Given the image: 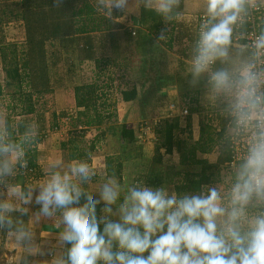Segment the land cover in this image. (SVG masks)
Masks as SVG:
<instances>
[{
  "label": "clouds",
  "instance_id": "clouds-1",
  "mask_svg": "<svg viewBox=\"0 0 264 264\" xmlns=\"http://www.w3.org/2000/svg\"><path fill=\"white\" fill-rule=\"evenodd\" d=\"M128 3L129 0H99L98 6L107 18H113V9L122 14ZM174 3L175 0H155L153 8L167 17ZM243 11L244 0H207V20L192 61L194 76L205 72L217 59L227 57L233 26ZM254 47L256 55L264 54V31L256 37ZM231 80L225 70L211 76L217 90L232 86ZM237 83L240 92L233 111L243 126L250 123V114L264 116V93L258 91L261 76L251 66ZM255 128L227 206L221 203L215 188L199 195H177L164 187L154 190L137 184L124 195L118 218L111 219L112 206L120 197L115 181L100 186L99 199L82 203L86 193L83 184L91 181L88 165L76 162L69 172H53L40 185L34 202L39 205L37 219L55 217L60 229L58 239L67 255L57 264H264V212L243 226L248 205H264V128L260 124ZM7 151V146L0 147V152ZM22 155V151L16 152L17 159ZM10 172L8 163H0V176ZM9 191L19 203L0 202V226L7 223L11 228L6 214L28 213L25 205L33 202V190L12 185ZM101 201L106 215L98 220L96 207ZM14 234L20 240L28 237L24 228H16Z\"/></svg>",
  "mask_w": 264,
  "mask_h": 264
},
{
  "label": "trees",
  "instance_id": "trees-1",
  "mask_svg": "<svg viewBox=\"0 0 264 264\" xmlns=\"http://www.w3.org/2000/svg\"><path fill=\"white\" fill-rule=\"evenodd\" d=\"M12 1L15 4L18 3L20 8L18 13L13 14L15 18L6 19L5 11L1 12L2 16H0V68L4 74L3 82L0 83V117L4 119V130L8 135V141L6 144L0 143V147L11 148L13 145L20 144L19 147L23 150V159L16 165L18 174L9 179L11 186L22 185L24 181L43 176L35 163L34 155L36 144L45 136L43 126L46 113H51V130L58 132L66 129V139L60 142V150L64 158L75 163L82 162L88 166L94 155L106 143L105 127L114 124L117 116V100L111 98L112 89L117 85L113 84V76L108 70L110 75L107 77L108 81H101L102 76L99 75L104 68L113 67L115 60L109 57H95L88 44L91 33L97 29L88 27L87 20L97 10L103 11L98 6L99 0ZM260 15L261 33L264 31V11ZM159 19L160 15L156 11L145 7L140 9V24L149 34L158 31L155 21ZM10 25H15L16 30L7 32V27ZM245 27V24H242L239 29L234 28L230 42L238 34V39L245 46L243 38ZM51 42H58L61 49L77 45L75 49L78 67L84 71L85 63L86 68H90L91 74L93 73L95 77L89 84H81L72 89L76 115L67 123L62 119L61 124L54 111L47 106L48 103L43 101L44 96L52 94L53 91L49 70L56 62H49L46 50V45ZM123 74L126 80L128 78L126 71H123ZM120 94L122 101H131L136 97L135 87L131 86L128 90L122 89ZM197 104L194 107H190L189 103L186 104L190 114L184 117V126L181 125L182 118L176 117L164 119L155 128L154 142L158 153V158L155 159H159L158 163L162 165L161 157L163 156L159 151L164 149V155H177V163L160 166L161 169L155 166L150 169L145 168L144 172L138 174L130 185L143 184L153 189L172 187L177 195H199L201 191L215 188L222 199H227L229 185L223 184L222 171L225 169L229 172L231 182L234 184L242 164L228 166L231 159L230 135H226V131L230 110L228 111L224 106L221 110L200 115L198 138L193 140L190 116L193 113L200 114V110L196 108ZM18 118L22 120L19 121L20 124L24 125L31 122L33 118L40 122L38 132L33 138H28V134H25L27 138L22 140L15 138L18 131ZM92 128L97 131V134L86 141V134ZM218 129H221L220 134L216 133ZM114 134L123 141V144L121 143L120 149L114 153V156L105 157L104 179L122 177L125 164L136 160L134 149L129 148V144L135 142L133 132L122 125L115 130ZM30 137H32L31 134ZM217 146H220L219 154L216 161L211 163L207 156ZM84 189L86 193L81 202L93 200L92 193ZM103 207L104 204H98L96 207L98 220L106 215ZM112 208L116 210L114 206ZM260 213H262L261 206L251 202L246 209V222L248 223L249 219ZM109 218L113 219L112 214H109ZM100 227L102 230L103 225L101 224ZM66 255V248H64L63 258L66 259Z\"/></svg>",
  "mask_w": 264,
  "mask_h": 264
},
{
  "label": "crops",
  "instance_id": "crops-1",
  "mask_svg": "<svg viewBox=\"0 0 264 264\" xmlns=\"http://www.w3.org/2000/svg\"><path fill=\"white\" fill-rule=\"evenodd\" d=\"M154 3L155 0H129L128 7L122 14L118 10L113 9V18L110 19L114 21L115 25H117L116 27L106 29L104 26H101L99 27L100 29L98 28L96 32L90 35L91 40L88 44L91 46V51L95 57H112L115 60L113 56H110V53L113 55L122 53L123 60L130 62L131 58V62H136L134 63L136 64L135 67L141 70V74L144 77L142 78L143 81L140 84V89L137 87L138 84H136V99L119 102L118 110L122 108L125 112L127 108L129 110L131 109V105H133L138 107L137 110H147V112L155 116L154 120H156L159 119V116L162 118L165 114L164 109L162 110L164 105L160 106L164 98L178 100L181 97L184 100L185 96L194 98L192 96L196 94H204L210 96L211 101L215 99L220 104L221 99L217 95L226 90H217L212 86V74L219 70H225L230 74L232 78L231 82L237 81L243 75L245 69L252 63L254 58L253 53L243 45L242 41L233 38L227 46V57L214 61L209 72H203L199 76H194L192 66L189 64L194 54V49L192 50L195 38L194 27L197 17L207 14V0H175L174 6L168 16L164 17L159 14L160 19L155 21L158 25V31L156 30L154 33L149 34L142 24H140V9L145 7L154 10ZM19 10L18 3L15 4L12 0H0V16H2L1 12L3 11L6 14L13 15L18 13ZM101 14L106 18L103 11ZM236 36L238 37V34ZM74 46L76 47L77 45ZM75 47L61 49L58 42H51L46 45L49 62L53 61L56 64L54 63L49 70V79L53 88L52 94L45 95L43 101L47 102V106L54 111L60 124L62 119L67 123L71 117H75L73 114H76V108L72 89L82 84L78 83V81L84 80L85 83L90 78L88 71L84 70V73L81 72L80 75V72L75 70L78 68ZM106 53L109 56H105ZM116 62L119 61L116 59ZM3 79L4 74L1 72L0 83L3 82ZM145 85L147 87L142 89V86ZM146 95L148 96L144 98ZM150 100L152 104L148 105ZM186 104L182 107L188 110L187 108L189 107ZM219 107L222 108V106ZM68 112H73V114H68ZM195 114L191 115L193 127L196 123L195 118H198V114ZM123 115L126 116L125 113ZM154 120L152 119V121ZM19 121L22 120L17 119L18 131L15 138L17 140L27 138L25 134H28V138H33L38 132L40 122L33 118L31 122L24 125L20 124ZM51 124V113H46L43 126L45 136L36 144L34 155L35 163L43 176L38 179H29L24 181L22 185H19L23 190H33V202L25 205L29 209L28 213H7V219H10L12 222L11 228L7 223L0 226V264H57V261L63 258L65 246L58 239L60 229L56 227L55 217H40L37 219L39 205L34 202V197L38 193L43 181L53 172L59 171L62 174L69 172L70 166L75 163L64 158L60 150L61 134L63 132L51 130ZM30 134L32 137H30ZM198 134L199 126L197 135L193 134L192 136L193 140H197ZM7 141L8 135L4 130V119L0 117V143L6 144ZM19 145H13L11 148H8L9 151L1 152L0 154V163H8L11 167L9 174L0 176V202L11 201L19 203L9 191L11 186L9 179L18 174L16 165L23 159V155L19 159L16 158L17 151H22L23 153L22 147H19ZM173 156L177 157L176 154ZM217 156L211 158L212 161L210 162L214 163ZM89 169L90 174L94 175L96 173L98 175L91 176L92 180L85 182L83 187L92 193L93 199H99V189L103 183L115 181L119 186L120 197L117 204L113 205L115 207H118L123 202V197L127 192L126 187L133 182V179H136L133 178L130 171H124L120 178L100 179L99 176H102L105 165L104 159L99 157L92 159ZM164 188L170 192L173 191L172 187ZM223 200H221V203L224 205ZM100 204H103V202L101 201ZM227 204L228 202L226 206ZM16 228L26 229L28 237L22 240L17 239L14 234ZM144 255L146 256L147 252Z\"/></svg>",
  "mask_w": 264,
  "mask_h": 264
},
{
  "label": "rangeland",
  "instance_id": "rangeland-1",
  "mask_svg": "<svg viewBox=\"0 0 264 264\" xmlns=\"http://www.w3.org/2000/svg\"><path fill=\"white\" fill-rule=\"evenodd\" d=\"M5 17H6V19L9 18V20H12L13 18H15L13 15H9V14H6ZM103 18H104V21H103ZM87 21H89L88 27H94L95 30L101 26H104V28H106V29L109 27H116L117 26V25H115V23L112 19L107 18V17L106 18L103 17L101 12L98 10L96 12H94L88 18ZM120 27H122V26L120 25ZM15 30H16L15 25H10L9 27H7V32H13ZM116 55H113L110 53V56H113L115 58L114 66L113 67L109 66L106 69L104 68V70H101L99 75L102 76L101 81L104 80V82H106L107 77L110 76V75H108L109 74L108 71H109L112 74L111 76H113V79H112L113 84L115 86L117 85V87L112 89L113 91L111 93V98H114L115 100H117V105H116L117 116H116V119L114 121V124L105 127L106 133H107L106 143L103 144L102 148L100 150H98V152L94 155V157L103 158L104 159V165H105V157L110 156V155H112V156L115 155L114 153L120 149V145H121V143L123 144V141L121 139H119L116 136L117 133L115 135L114 132L117 128H120L122 125H124L128 130H131L133 132V138L135 140L134 144H129L130 145L129 148L134 149V156H135L136 160L135 161L132 160V161L135 162V164L133 162H129V163L125 164V167H124L125 172L130 171L133 175V178H136L138 174H142V172H144L145 168L150 169L152 166H155V167H158L159 169H161L160 166L172 165V164H174V162L177 163V161H178L177 157H174L173 155H169V156L164 155V149H160L159 152H160L161 156H163V157H161L162 158V160H161L162 165H159V163H158L159 159L158 160L155 159V158H158V153L156 152V149H155V142H154L155 134H154V132H155V128L157 127V124L159 122H162L164 119L181 117L182 118L181 123H182V126H184L185 125L184 117H186L188 114H190L189 113L190 110H187L188 114L186 116L182 115L183 114L182 110H184V108L182 106L184 104L189 103L190 107H194L196 105V103H198L196 108L200 110V114H198V116H197L198 118H195L196 123L194 124V127L192 126L193 121H191L192 136H193V134L197 135L200 115H204L205 113H211V112L213 113V111H216V110H221V108L219 106H222V107L226 106V109L228 111L234 107V104H235L237 95L239 93V90L236 86H230V87L224 89L226 91L218 93L219 95H217V96L218 97L220 96V99H221L220 104L217 103L215 101V99H212L213 101H211L210 96L204 95V94H202V95L196 94V95L192 96L194 98H188L189 96H185L186 98H184V100L181 97L178 100L177 99L172 100L171 98H164V99H162L160 106L164 105L163 108L162 107L161 108H162V110L164 109L163 111L165 114L162 116V118H160V116H159V119H156V120H154L155 116L151 115V113L147 112V110L146 111L137 110L138 107L133 106V105H131V107H130L131 109L128 110V108H127L125 110V112H124V109H122V108H120V110H118V103L122 101L120 99V97H121L120 90H122V89L128 90L131 88V86L135 87V89H136V84H138L137 87L140 89V84L142 83V81H143L142 78H144V77L141 74V70H138V68L135 67L136 64H134V63H136V62H131V58H130V62H131V64H130L129 61L127 62L126 60H123L124 58L121 56L122 53H118V55L117 56ZM105 56H109V55L106 53ZM109 58L112 59V57H109ZM116 59L119 62H116ZM126 63H128V64H126ZM133 64H134V66H133ZM189 64L191 65V61ZM75 70L80 72L79 73L80 75H81V72L84 73V71H82L79 67L76 68ZM84 70L88 71L90 78L87 79V82H85V83H84V80L83 81L80 80V81H78V83L89 84L90 82H92L94 80L95 77H93V73L91 74L90 68H86V66H85ZM210 70L211 69H207L205 72L207 73ZM123 71L124 72L126 71V73H127L128 78L126 80H124L125 77H124ZM1 72L2 71L0 68V74H1ZM237 86H239V84H237ZM145 87H147V85L142 86V89ZM147 96L148 95H146L144 98H146ZM206 96L209 98H207ZM133 100H131V101H133ZM124 102H127V101H124ZM148 103H149L148 105H150V104H152V101L150 100ZM123 113H125L126 116L125 115L122 116ZM68 114H73V112H68ZM74 115H76V114H73V116ZM195 115H197V114H195ZM152 119L156 122L152 121ZM158 120H160V121H158ZM197 120H198V124H197ZM126 123H127V125H126ZM232 127H233L232 125L227 127V131H226L227 134L226 135L229 136L231 134ZM63 130L64 131H60V132H63L62 134L60 133L62 135L61 141L66 139V133H65L66 129H63ZM216 133L220 134L221 129H218ZM96 134H97V131L95 129H93V128L90 129L88 131V133L86 134L85 140L86 141L90 140ZM81 147L84 148V146H82V145H81ZM81 147H79V148H81ZM219 147L220 146H217L213 150V152L210 154V156L208 157L209 161H212L211 158H214V156H217L219 154V149H220ZM100 172H102V171H100ZM100 172H98V173H100ZM102 173H103L102 176H99L100 179H104L105 170ZM222 174H223V181H224L223 184L229 185L228 193H230L231 188L233 186V183L231 182L229 172L227 170L223 169ZM97 175L98 174H96V173L94 175L91 174V176H97ZM131 186H134V185L129 184L126 187V189H128ZM228 196H227V198H228ZM223 202H224V205L226 206V203L228 202V200L224 199ZM119 203H120V201H119ZM114 208H116V210H113V212L111 214L113 216V219H117L118 218V207L114 206ZM246 219L247 218L244 219V225H243L244 227H246V225H245L247 223ZM250 220L251 219H249V221Z\"/></svg>",
  "mask_w": 264,
  "mask_h": 264
},
{
  "label": "built area",
  "instance_id": "built-area-1",
  "mask_svg": "<svg viewBox=\"0 0 264 264\" xmlns=\"http://www.w3.org/2000/svg\"><path fill=\"white\" fill-rule=\"evenodd\" d=\"M264 11V0H244V11L241 13L240 19L233 26V31L239 29L242 24H245V32L243 38L245 41V47L253 53V61L249 65L251 70L258 72L261 76V86L258 89L259 92L264 93V54L256 55V50L254 47L255 39L260 34V21L261 13ZM207 20V14L199 15L196 19L194 27V54L196 41L198 39L200 30ZM239 37V36H238ZM235 36V39H238ZM194 54L191 58V65L193 61ZM214 62L208 66L211 69ZM237 81H232L231 85L236 86L240 92V87L237 86ZM234 108V107H233ZM233 108L229 111V122L228 126L232 125V132L229 136V150H230V162L229 167H234L243 161L247 157L248 149L253 141L254 134L256 131L255 125L260 124L264 128V116L250 114V123H245L243 126L239 123V119L234 114ZM264 111V110H262ZM182 115H187L188 112L184 109L182 110ZM262 212H264V205H260Z\"/></svg>",
  "mask_w": 264,
  "mask_h": 264
}]
</instances>
